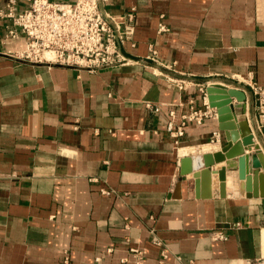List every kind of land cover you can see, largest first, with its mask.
Instances as JSON below:
<instances>
[{"label":"crops","instance_id":"0c3cea01","mask_svg":"<svg viewBox=\"0 0 264 264\" xmlns=\"http://www.w3.org/2000/svg\"><path fill=\"white\" fill-rule=\"evenodd\" d=\"M26 3L16 0V10ZM102 7L125 61L93 73L13 56L23 38L5 39L10 20L0 15V264H60L65 252L69 264H244L264 255V197L240 187L238 157L226 166L224 197L217 174L196 189L180 173L183 156L195 169L194 158L226 143L215 109L182 135L167 130L220 84L243 91L253 133L249 82L264 85V0Z\"/></svg>","mask_w":264,"mask_h":264},{"label":"built area","instance_id":"2783aa9c","mask_svg":"<svg viewBox=\"0 0 264 264\" xmlns=\"http://www.w3.org/2000/svg\"><path fill=\"white\" fill-rule=\"evenodd\" d=\"M104 1L27 0L22 10H16V0H8L6 8L0 9V15L10 20L3 36L5 39L23 38L22 46L12 55L29 63L62 65L91 73L116 67L125 60L117 49L113 20L103 10ZM159 29L167 30L163 24ZM118 37L124 38L121 34ZM151 52L154 53V49L151 48ZM249 86L256 103L253 138L263 151L260 141L264 143V85L253 81ZM146 105L150 106V103L146 102ZM211 110L207 101L203 108L192 106L183 114L180 124L174 125L170 121L167 130L173 136L182 135L186 122L200 124L212 116ZM216 236L225 238L222 233ZM60 264H69L67 252ZM244 264H264V255L246 259Z\"/></svg>","mask_w":264,"mask_h":264},{"label":"water","instance_id":"95a60500","mask_svg":"<svg viewBox=\"0 0 264 264\" xmlns=\"http://www.w3.org/2000/svg\"><path fill=\"white\" fill-rule=\"evenodd\" d=\"M219 92L222 93L221 97H219ZM206 96L208 105L216 111L218 126L224 131L226 143L219 151L203 153L194 158L195 169L192 166V157L183 156L180 160V173L193 178L196 189L200 185L201 177L206 179L207 184H211L209 183L211 175L217 174L219 196L224 197L226 166L228 164L229 168H235L233 158L238 157L237 170L240 187L253 197H264V152L253 140L250 124L243 114L245 94L238 88L214 84L206 87ZM234 98L235 102L232 101ZM232 113L237 115L234 121ZM245 146L253 148L254 153L244 154ZM245 161H248L247 166L243 165Z\"/></svg>","mask_w":264,"mask_h":264},{"label":"rangeland","instance_id":"374dc122","mask_svg":"<svg viewBox=\"0 0 264 264\" xmlns=\"http://www.w3.org/2000/svg\"><path fill=\"white\" fill-rule=\"evenodd\" d=\"M260 143L262 144V148H263V151H264V143L262 141H260Z\"/></svg>","mask_w":264,"mask_h":264}]
</instances>
